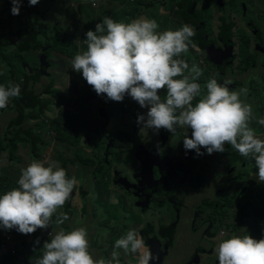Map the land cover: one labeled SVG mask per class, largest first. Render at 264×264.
<instances>
[{
  "label": "rangeland",
  "instance_id": "1",
  "mask_svg": "<svg viewBox=\"0 0 264 264\" xmlns=\"http://www.w3.org/2000/svg\"><path fill=\"white\" fill-rule=\"evenodd\" d=\"M7 1L9 0H0V11L5 8L4 5ZM55 1L60 5H54ZM142 1L145 4L149 2H146L147 0ZM151 1L153 4L150 8H144L142 11L140 7H137L131 11V14H134L131 16L127 10H125V15L119 13V10H124V6H126L124 5L125 0L119 5L115 2L112 3L111 9L103 15L100 10L104 8V0H53L50 10L46 12L47 18L44 22L46 23L48 35L52 36V41H59L68 36V39L71 42H76L77 45L79 41L75 32L81 34L82 32H87L89 29L94 30L96 22L98 20L101 21V16L102 19L104 17H111L113 20L125 23L145 16L157 21L159 24L157 31L169 30L172 27L171 19L176 17L175 9L166 8L159 0ZM230 1L210 0V3L205 5V7L202 6L201 9H198L195 3L193 5V1H191V5L196 12L203 11L206 8L211 9H208L207 13L201 14L204 23L208 24L210 21L207 17L212 19L213 13L216 14L220 9L223 12L222 16L229 14L231 9L226 12L225 8ZM222 16L220 17V21ZM209 25L212 27V22ZM212 30L211 34L204 37L203 42L205 44H214L209 47H203L201 46L200 39H195L192 41L191 46L195 56H198V58L188 60L187 62L189 66L193 63L197 64L202 70V75L197 82L201 85L202 93L205 94L206 83L210 78H215L218 83H223L226 80L221 74V64H219L220 66L218 64L214 66V63H217V61L209 59V55H207V52L211 51L212 47L220 48L223 52L224 46L215 37H219L222 34L225 35L226 31L218 23L214 25ZM229 30L232 32L231 39L234 44L233 46H236V43L240 41L241 33L246 34L248 37L253 36L252 26H247L245 29L237 28L236 30H233L232 26ZM195 34L199 33L195 30ZM79 46L77 53L86 51V43L79 44ZM255 49L256 47L253 48V51ZM212 51L214 52L215 50ZM192 53L189 52V56H192ZM40 54L41 51L35 54L32 53L36 58H40ZM261 54L264 56V49L261 50ZM231 55L232 60L228 71L233 70L236 61L235 66L239 68L238 64L241 60L240 58L238 59V53H234V48H232ZM227 58V55H223L219 61L224 62ZM47 60L50 64L40 77L36 88L37 90L44 91L42 100L46 101V105L49 104V107L42 113L33 111L35 118L32 119L34 126L37 125L36 134L41 136L43 142H36L34 148H32L30 142L20 144L14 154V159L9 157L7 151L0 153V190L4 188L1 184L4 177L18 181L21 169L33 160L44 161L45 164L50 161L58 162L59 166L66 170L67 176L69 178L75 177L79 181V184L73 191L70 204L67 207L63 206L57 209L53 220L56 219V216L67 214L68 219L64 222L62 228L66 229L69 226L71 230L78 227L86 228L90 244L89 249L105 253L111 260V252L116 239L125 235L130 228L135 229L140 236L145 228L153 232L150 224L153 219L158 218L154 213H142V207H138L135 204V197L130 195L118 183L119 176L122 178L128 176V172L123 168H129L132 172L129 179L131 183H134L132 178L133 171L136 169L138 162L130 148H136L133 143L136 142L135 138L131 136V132L135 131L137 141L142 147L147 148L152 143L158 144L161 163L155 168L154 180L160 179L162 174L168 171L167 162L170 160L173 161L172 175L177 177L176 184L183 183L186 186V191L180 194V196H178V189H173L175 205L181 209V221H177L179 229L177 237H174L175 239H170L169 241L157 239L163 251L168 246L166 248L167 251H164V261L161 264H219L215 254L217 244L213 245L208 242L207 238L203 239L202 237L204 236V232L209 229L214 235L219 236L221 240L233 235L243 236L248 234L255 239L264 238V220L257 222L252 218V211L254 209L257 215L258 211H264V191L260 196L258 190L255 188L245 195L250 181L256 182V185L258 183L264 184V182H258V169L253 158H244L236 150L231 149L230 152H226L230 161L224 168L221 165V155L217 153L214 158L216 152L207 155L204 170H202L204 161L202 163L201 161L197 162L195 166L182 163L180 157L185 151L183 138L186 132L191 137L192 130L190 128H178L177 130L183 132L181 135H173L165 129H161L158 136L157 133L154 135L139 134L137 117L141 114L142 107L138 102L127 95L120 102L107 98L106 94L97 95L86 82L82 73L71 69V58L55 52L54 58ZM42 61L40 60L38 64L40 68ZM255 62L250 61L245 71L243 69V66L246 64L245 62H242L239 68L240 73L243 74L244 72L241 80L251 88L255 86V83L252 81V70L254 66L257 67L258 61ZM179 78L181 77H177V79ZM72 79L76 80L75 85L78 89V96H68L71 85L70 81ZM258 80L261 83L260 94L256 93V95H259V99H256L259 108L258 114L264 115V70L258 74ZM4 83V81H0V85ZM234 85L235 83L232 82L229 88L231 89ZM166 92V88L162 89V98L166 96ZM198 99L199 97L192 102L193 105L197 103ZM12 105L10 102L6 108L0 109V136L5 131L6 133L8 132L7 125L9 118L5 115V110L10 109ZM134 109L137 111L136 120L133 115ZM147 111L148 109L143 107V115L146 116ZM71 115H75V118L72 120L68 118ZM61 116H67L65 117L66 122ZM259 119L261 118L259 117ZM54 121L61 122L63 126L67 127L58 131L53 126ZM257 121L252 119L250 127L255 130L258 138L264 139V129H260L261 125H258ZM83 122L88 127L86 134L82 130ZM133 124L134 130H132ZM70 127L76 128L78 132H71L69 130ZM13 134L7 133L9 136ZM64 134L72 135V138L76 140L81 139L77 146H74L68 143V138ZM157 141L160 143H156ZM138 151H140L139 148ZM109 152L113 160L111 163V160L108 159L107 164L106 157ZM131 154L133 158L128 157ZM103 160L104 164L108 165V167L101 164ZM234 166H236L235 175L231 174L223 187H220L214 172L221 176H228L229 171ZM98 170L101 171L102 175L99 178H93L94 173ZM214 193L215 200L219 205L218 209L215 211L210 207L204 217L195 216L197 211L194 209H198V205L201 204L203 197ZM153 200L157 203L154 208L159 211L163 210L164 214L169 217L170 213L167 212L166 208H172L173 205L166 201L165 194L154 197ZM260 203L263 205L259 206ZM186 210L190 211V217H194L193 221L184 220L186 218L184 216ZM177 218H179V213ZM161 219L164 220L163 216H161ZM134 223L136 224L135 228ZM137 223L142 224V226L140 225V229L137 227ZM58 228H61V225ZM4 235L9 236V241L7 242L12 246V250L15 248L30 250L31 247L37 250L38 248L37 241L30 238L26 239L16 229L11 231L2 227H0V247L4 245L1 243L5 237ZM211 236L213 235L211 234ZM19 237L20 239H25L26 243L19 244ZM203 244L205 245L204 252H195V247L201 248ZM99 247H102V250ZM192 255L195 257L194 261L192 260ZM120 256L124 257L127 264H138V257L136 255L124 254L122 250ZM195 260L197 261L195 262ZM113 264H115V261H113Z\"/></svg>",
  "mask_w": 264,
  "mask_h": 264
},
{
  "label": "clouds",
  "instance_id": "2",
  "mask_svg": "<svg viewBox=\"0 0 264 264\" xmlns=\"http://www.w3.org/2000/svg\"><path fill=\"white\" fill-rule=\"evenodd\" d=\"M11 3V13L19 15L22 0ZM28 3L35 6L39 0ZM158 28L155 19L145 16L128 23L104 17L94 30L77 34L79 44L86 43L87 49L74 56L71 69L82 73L97 95L106 94L117 102L127 95L146 107V116L137 117L143 129H152L157 134L165 129L174 135L178 128H190L191 137L185 133L183 146L186 151L195 150L197 155H203L201 147L212 154L224 152L225 145H230L240 156L255 160L258 182H264V139L258 138L250 127L254 116L252 105L229 88L230 79L218 83L210 78L206 94L202 93L197 82L202 75L200 67L195 63L189 66L178 58L192 44L195 35L192 26L185 23L175 30L157 31ZM165 88L166 96L162 98L159 93ZM242 91L246 94L248 90ZM20 94L19 84L0 85V109ZM257 122L264 125V118ZM17 184L18 187L0 195V227L31 234L49 226L59 227L68 219L67 214L56 216L55 220L53 216L57 209L67 207L65 203L71 201L79 181L69 178L56 161L45 164L33 160L21 169ZM4 236L2 243H8L9 236ZM50 237L43 243L42 256L32 264H113V261L119 264L121 249L124 254H135L138 264H151L155 258L133 228L115 240L111 260L107 261L93 258L84 227L71 231L61 227L54 235L51 232ZM215 254L219 264H264V238L233 235L216 245Z\"/></svg>",
  "mask_w": 264,
  "mask_h": 264
},
{
  "label": "trees",
  "instance_id": "3",
  "mask_svg": "<svg viewBox=\"0 0 264 264\" xmlns=\"http://www.w3.org/2000/svg\"><path fill=\"white\" fill-rule=\"evenodd\" d=\"M120 1L122 3L124 2V0H120ZM142 2H143L142 0H136L133 2H131L130 0H125L124 5L126 6H124L125 7L124 10L120 9L119 13L121 15H125L126 14L125 10H127L128 13L130 12V15L133 16L134 14L132 15L131 11L136 9L137 7H140L141 10L143 11L142 5L145 3ZM159 2L162 5L164 4L170 7L173 6L172 8H176L178 10L179 18L181 17L182 19V22H180L177 26L178 28L181 27L183 24L187 23L190 26H193L194 30H196L199 33V34H195L194 37H192V41H194L195 39H200L201 46L206 45L208 47L214 44V43L205 44L203 42L204 37H207L208 34H211L213 32L211 25H209L212 19L207 17V19H209L210 21L208 24H205L203 21V24H201V26L194 25V20L198 18V14L207 13L209 11L208 8H206L201 12H196L193 7L184 8L183 6L187 5L188 3H184L182 0H159ZM52 3L53 0H43V1L39 0L38 4H36L35 6H30L28 0H22L19 15H13L11 13L12 3L11 0H9L4 5L5 8H3V10L0 11V81H4L5 83L3 85L6 87L8 86L9 82L13 84H19L21 87L20 97L13 98L10 101L13 104L12 107L8 110H5V115L9 118L7 125V131H8L7 133L10 132L11 134L13 133L14 134L9 136L5 131V133L0 136V153L7 151L11 159H14L15 157L14 154L18 150V146L20 144H25L26 142H30L32 148H34L36 142H43L41 136L39 134H36L37 125L35 124L36 126H34V124L32 123V119L35 118L33 111H38L42 113L43 111L46 110L47 107H49V104L46 105V101L42 100L44 91L37 90L36 88V84L39 82L40 77L43 75V69L38 67L40 60L43 61L47 60L49 57L55 55V52L64 55L67 58L73 59L75 56V52L77 54L79 48L76 42H71L68 39V36L64 37L62 39V42H60L58 40L52 41L51 40L52 36L48 35L46 23L44 22V20H46L47 18L46 12L50 10V5ZM170 7H166V8H170ZM101 10L102 11L105 10V5L104 8H101ZM230 11H234V9H231ZM221 22H222L221 26H223V29L226 31V34L225 35L222 34L219 37L217 36V39L224 46L223 52L222 51L220 52L221 56L223 55H227L228 57L230 56V59L227 58V60L229 59L227 62L224 61L226 63L225 64V69H226L229 68L232 60L231 53L234 44L231 39L232 32H230L229 29L232 28L233 22L229 14L222 16ZM170 29L175 30L172 27ZM75 35H77V32H75ZM253 39H254V47H256V49L250 52L249 46L251 42V36L248 37L246 34L241 33L240 41H239V53H238L239 58L241 60L238 64V67L240 68L241 63L245 62L246 64L243 66V69L245 71L250 61H253V63H256L255 61H258L257 67L254 66L252 70V81L253 83H256V85L260 86L261 83L258 80V73L264 70V56L263 54H261V50L264 49V29L260 32L258 29H255L253 27ZM40 51H41L40 58H36L34 57V55H32V53L35 54ZM254 53H256V55H254ZM222 69L223 67L221 68V70ZM221 74L224 76V72ZM230 79L236 81L237 77H233ZM247 96L249 98L250 93H247ZM133 115L136 120L137 111L135 109ZM74 116L75 115H71L68 116V118L72 120L75 118ZM65 117L67 116H61V118H63L64 121L66 122ZM53 126L58 131H61V129L67 127V126H63L61 122H56V121L53 122ZM132 127H133L132 130H134V124ZM87 128L88 127H86L85 122H83L82 130L85 132V134L87 133L86 132ZM69 130L71 132L72 131L78 132L76 131V128L70 127ZM64 135H66V137L68 138V143L74 146H77L79 140L81 139L79 138L78 140H76L72 138V135H68V134H64ZM131 136L135 138L136 141L134 142L136 148H132V147L130 148L134 157L137 154V152H134V150L139 148L140 149L139 155L141 159L144 160V162H149L151 166L150 168L155 169L156 166H158L161 163L159 159L158 144L152 143L150 144V146L145 148L142 147V145L139 144V142L137 141V136L135 131L131 132ZM156 143H160V142L157 141ZM191 151L192 150H187V151L185 150L183 152V155L186 157V161L189 163V165H194L196 161L198 162L201 161V163L204 161V163L202 164V170H204V167L206 165L207 155H205V153H203V155H197V153H193ZM136 158L139 159L137 156ZM167 163L169 169L172 172L173 161L169 160ZM101 164L103 166H106V164H103L102 162ZM25 167L26 166H24L23 168ZM135 170L133 172H135ZM101 175H102L101 171L98 170L96 173H94L93 178H99ZM255 183L250 181L249 187L245 191V195H247V193H249L251 190L255 188L258 190L260 196L263 194L264 184L262 185L258 183L256 185ZM1 184L4 186V188L0 190V195L4 194L8 190H11L12 188L18 187L17 181H14L6 177L2 179ZM172 199H174V196L170 198L171 201H173ZM152 200L150 201V205L152 204V206L154 207L155 204L157 203L156 201L154 200L152 201ZM262 205H263L262 203L259 204V206ZM210 207H212L215 211L218 209L219 205L215 199L203 200L199 208L208 209ZM255 212L256 210L254 209L252 211V218L255 221L259 222L264 220L263 210L258 211V215L255 214ZM63 226L64 223L61 225V227ZM146 233L147 232L145 230V232L142 234L145 240H147V235H144ZM2 244L4 245L0 247V253H1L0 259H2L1 264H25L21 260H18L13 253H10V251L8 252L5 251V247L10 245L9 243H2ZM120 252L122 254V249L120 250ZM105 257L106 255L104 254V258ZM123 258L124 257L120 256V259ZM104 260L107 261L108 257H106ZM125 264H127L126 260H125Z\"/></svg>",
  "mask_w": 264,
  "mask_h": 264
},
{
  "label": "crops",
  "instance_id": "4",
  "mask_svg": "<svg viewBox=\"0 0 264 264\" xmlns=\"http://www.w3.org/2000/svg\"><path fill=\"white\" fill-rule=\"evenodd\" d=\"M191 1H193V5H194V3H195V5H197L196 7L198 9H201L202 6L205 7V5H208L210 3V0H191ZM114 2L117 3L118 5L120 3H122L120 0H104L105 10L104 11L100 10V11H102V15L111 9L112 3H114ZM146 2H148V3L142 5L143 10H144V8H147V9L150 8V6L153 4L151 0H147ZM55 5H60V4L56 3V1H55ZM164 6H166V5H164ZM166 7H170V6H166ZM172 7L173 6H171L170 8H172ZM174 9H175L176 17L171 19V23H172V28L177 29L178 28L177 26L180 22H182V19H181V17L179 18L178 10L176 8H174ZM229 9H234V11L229 12L231 20L233 22V30H236L237 28L245 29L247 26H252L255 29H258L260 32L264 29V0H231L229 2V4L227 5V7L225 8V11L227 12V11H229ZM209 10H211V9H209ZM217 15H218V17H217ZM222 15H223L222 9H220L216 14L213 13V18L211 21L212 22V28L214 27V25L216 23L221 25L222 22L220 21V17ZM102 20L103 19L101 16V21L98 20L96 23L102 22ZM201 24H203V19L201 18V14H200V16H198V18L196 20H194V25L201 26ZM214 37H215V35H214ZM215 38H217V36ZM238 45H239V42L236 43V46H233L234 53L235 52L239 53ZM203 47H206V45H203ZM214 47H216V45H214ZM253 48H254V39L252 36L250 46H249V51L250 52L253 51ZM213 50H215V49H213ZM189 52H193L191 54L192 56H189L190 55ZM254 55H256V53H254ZM178 58L184 59L186 62H188V60L197 59L198 56H195L194 50H193L192 46L190 45L188 52L182 53L181 56ZM238 59H239V56H238ZM236 63H237V61L234 63L232 71H228V68L225 69V65H222V67H223L222 71L224 72V78L226 80H229L230 78L237 77L236 81L233 79H230L233 83H235V85L231 89L239 92L241 95V99L246 100L247 103L252 105L253 112H254V116H253L254 121L259 120V117L264 118V115L258 114V110H259L258 101H256V99H259V95H256V93L258 92L260 94V86L256 85V83H255V86L253 88L247 86V84H245V82H243L241 80V78L243 77V74L240 73V69L235 66ZM216 65L214 64V66H216ZM260 72H262V71H260ZM75 81L76 80H73V79L70 81L71 85H70V92H68V96H70V95L78 96V89H77V86L75 85ZM245 88L248 90L247 93H250L249 98L247 96V93L245 94L242 91ZM159 94L161 96H163L162 90L160 91ZM141 114H143V107H142ZM258 125H260V124H258ZM260 129L261 130L264 129V125H261ZM138 131H139L138 132L139 134H143V133L150 134V135L156 134L152 129H143L142 124H138ZM181 134H183V132H180L179 130H177L174 135H181ZM157 136H158V134H157ZM225 149L226 150L223 153L216 152V154L219 153L222 157V163H221L222 168H224V166H226V164L230 161V158L227 157L226 152H230V150L232 148L230 145L226 144ZM205 150L206 149H204L203 147H201V149H200V151L202 153H205V155H208L207 151H205ZM191 152L196 153L195 150H192ZM215 156L216 155H214V158H215ZM114 158H115V156H114ZM180 159L182 160V163L189 164L186 161V157L183 155V153H182ZM197 162L198 161H196L195 164L191 165V166H195L197 164ZM236 166H234L229 171L228 176H221V175L216 174L213 171L218 182H219V184H220V187H223V185L226 183V181L231 176V174L235 175ZM123 169L126 172H128V177H129L132 172L129 170V168H127V169L123 168ZM180 186L186 191V186L183 183H181ZM212 187H213V181H212ZM180 193H181V190L179 189V192H178L179 195L178 196H180ZM208 199H215V193L211 194V195L207 194L205 197H203V200H208ZM135 200H136L135 204L137 206V203H136L137 198L136 197H135ZM200 205L201 204L198 205V209H194L197 211V212L195 211L196 212L195 216L204 217L205 214L208 213V209H200L199 208ZM166 209H167V212L170 213L169 217H167V215L164 214L163 211H159L158 209L154 208L152 206V204L149 206V208L147 210H144V211L142 210V213H146V212L149 214L154 213L156 215V217H158V218L152 220L150 226L153 228V233H154L155 237L157 239L159 238V240H163V241L164 240L169 241L170 239H175L177 237L178 229H179V227L177 225L178 224L177 221L178 222L181 221V209L180 208L175 209L174 207H172V208L167 207ZM189 212H190L189 210H186L184 213V216L186 217V218H184L185 221L186 220H190V221L194 220V217L189 216ZM178 213H179V218H177ZM161 216H164L165 220H162ZM135 225L136 224L134 223V228H135ZM140 225L142 226L141 223H139V224L137 223V227L139 229L141 228ZM164 226H165V229L163 228ZM143 228H145V227H143ZM65 230L71 231L70 226L67 227ZM56 231H59L58 227L55 228L54 226H49V228H47V229H38L34 233H31V234H22L21 233L22 236H24L26 239L30 238L31 240L39 241L37 250H34L33 247H31L30 250L25 249V251L23 249H17V248L12 250V246L8 245L5 247V251L6 252L10 251V253H13L18 260H21L25 264H31L37 258H40L42 256V254H43L42 244L45 241L51 239V237H50L51 232H52V235H54ZM211 234L213 236L210 237ZM203 235H204V236H202L203 239L207 238L208 242L212 243L213 245L218 244L219 241H221L220 237L217 235H214L210 229L206 230ZM25 243H26V240L20 239V237H19V244H25ZM95 246H97V245H95ZM99 248L102 250V247H99ZM204 249H205L204 244H203V246H201V248L195 247V250L198 252H204ZM89 251L92 254V256L97 260L101 259V258L105 259L106 257H108V260H110V257L108 255H106V257L104 258V256H103L104 253L96 252L93 249H89ZM133 255H135V254H133ZM1 262H2V259H1ZM119 264H125V259L124 258L120 259V257H119Z\"/></svg>",
  "mask_w": 264,
  "mask_h": 264
},
{
  "label": "water",
  "instance_id": "5",
  "mask_svg": "<svg viewBox=\"0 0 264 264\" xmlns=\"http://www.w3.org/2000/svg\"><path fill=\"white\" fill-rule=\"evenodd\" d=\"M207 55H209V58L214 60L211 51L207 52ZM228 58L230 59V56ZM228 60H226L225 62H227ZM225 62L218 61V64L225 65ZM45 68H43V71H45ZM163 138L165 139L164 136ZM150 167L151 166L149 162H144V164H142L141 167L134 174L135 181L141 183L140 188L136 187L135 185L130 186L129 182L125 179H123V182L121 183L126 187L128 192H133V194L139 198L137 205L142 206L143 210H147L149 208L150 201L154 196H160L163 192H169V187L165 186L164 181L158 182L154 180L153 170ZM141 194H143V196ZM69 202L70 200L67 201L65 204H69ZM143 240L146 246L150 245L148 241L145 240V238H143ZM166 248L167 247H165L164 250H166ZM150 251L155 257L152 260L151 264H161L164 257V251L162 250V247L158 245L155 248V251Z\"/></svg>",
  "mask_w": 264,
  "mask_h": 264
},
{
  "label": "flooded vegetation",
  "instance_id": "6",
  "mask_svg": "<svg viewBox=\"0 0 264 264\" xmlns=\"http://www.w3.org/2000/svg\"><path fill=\"white\" fill-rule=\"evenodd\" d=\"M184 3H188L187 5H184L183 7L184 8H188V7H192V5H191V0H182ZM60 42H62V40H59ZM213 49H215V51L213 52L212 50ZM220 52H221V50H220V48H211V54H212V56H213V58H214V60H216L217 61V63H214L215 65L216 64H218V61L220 60V57H221V54H220ZM57 53V52H56ZM57 54H59V53H57ZM61 55V54H60ZM64 56V55H63ZM49 58H54V55L53 56H51V57H49ZM48 58V59H49ZM209 58V57H208ZM209 59H211V58H209ZM213 60V59H212ZM49 64H50V62L48 61V60H44L42 63H41V69H43V68H45V67H47V66H49ZM218 66H220L219 64H218ZM220 67H222V65L220 66ZM46 69V68H45ZM46 71V70H45ZM44 72V71H43ZM222 73H223V71H222ZM134 143V142H133ZM134 152H140V151H138V149H136V150H134ZM136 156L139 158V159H137V162H138V165H137V167H136V170H135V172H133V181H134V183H131L130 182V179H129V177L127 176V177H124V178H126L127 180H128V182L130 183L129 185L130 186H132V185H135L136 187H138V188H140L141 187V183L140 182H136L135 181V179H134V174L136 173V171L141 167V165L143 164V162H144V160H142L141 159V157H140V155H139V153H137L136 154ZM135 156V157H136ZM128 157H131V158H133V155L131 154V155H128ZM107 161H106V163L108 162V159H110L111 160V163H112V160H113V157H112V155L110 154V152H109V154H107ZM102 163L104 164V160L102 161ZM108 164V163H107ZM106 166H108V165H106ZM135 169V168H134ZM172 172H173V170H172ZM172 172H171V170L169 169V167H168V171L167 172H164L163 174H162V177L160 178V179H158V180H156V181H158V182H160V181H164V183H165V186H167V187H169V192H163L162 194H165V196H166V198H167V200L166 201H168V203H170V204H172L173 205V207L175 208V209H177V208H179V207H177L176 205H175V200L174 199H172L173 201H171L170 200V198L173 196V189H175V188H179L180 190H181V193H184L185 192V190L180 186V184H176V181H177V177L176 176H173L172 175ZM154 173H156V171H154ZM132 174V173H131ZM124 178H122V177H118V183H119V185L123 188V189H125L126 191H128L127 189H126V187L124 186V185H122L121 183L123 182V179ZM128 193H130V195H133V196H135L134 194H133V192H128ZM161 194V195H162ZM142 196H143V194H141ZM160 195V196H161ZM136 197V196H135ZM156 197H158V196H156ZM138 200H137V202L136 203H138V201H139V198L138 197H136ZM138 206V205H137ZM164 206V205H163ZM138 207H140V206H138ZM143 209V208H142ZM161 210H162V208H161ZM163 211V210H162ZM163 218H164V216H163ZM165 220V219H164ZM164 229H165V227H163ZM145 230H146V234H144V235H147V241H148V243L150 244L149 246H148V248H149V250H153V251H155V248L159 245V243H158V240H157V238L155 237V235L153 234V232H150V231H148V228H145L144 229V231H142V234L145 232ZM162 232V231H161ZM163 233V232H162ZM141 237L143 238V235H141ZM166 251V250H165ZM195 252H197L196 250H195ZM163 259H164V257H163ZM194 259H195V257H194V255H192V260L194 261ZM197 260H195V262H196Z\"/></svg>",
  "mask_w": 264,
  "mask_h": 264
},
{
  "label": "built area",
  "instance_id": "7",
  "mask_svg": "<svg viewBox=\"0 0 264 264\" xmlns=\"http://www.w3.org/2000/svg\"><path fill=\"white\" fill-rule=\"evenodd\" d=\"M257 179H258V177H257ZM12 231H14L15 230V228H13V229H11ZM7 240H9V238H7ZM3 242H5V241H3Z\"/></svg>",
  "mask_w": 264,
  "mask_h": 264
}]
</instances>
